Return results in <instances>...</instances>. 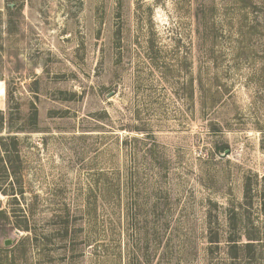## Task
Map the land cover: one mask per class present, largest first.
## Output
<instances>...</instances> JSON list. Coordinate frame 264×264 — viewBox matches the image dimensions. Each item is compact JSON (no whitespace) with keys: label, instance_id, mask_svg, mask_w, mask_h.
I'll return each instance as SVG.
<instances>
[{"label":"rangeland","instance_id":"1","mask_svg":"<svg viewBox=\"0 0 264 264\" xmlns=\"http://www.w3.org/2000/svg\"><path fill=\"white\" fill-rule=\"evenodd\" d=\"M263 229L264 0H0V264H264Z\"/></svg>","mask_w":264,"mask_h":264},{"label":"trees","instance_id":"2","mask_svg":"<svg viewBox=\"0 0 264 264\" xmlns=\"http://www.w3.org/2000/svg\"><path fill=\"white\" fill-rule=\"evenodd\" d=\"M103 177H107V175H103ZM108 180H105L104 184H107ZM106 195V192H105V189H103L101 191V196H103V198L105 197ZM234 228V227H233ZM235 230V228H234ZM264 230V229H263ZM264 234V233H263ZM252 242H263V248H264V237H258L257 238H252L250 239ZM228 252H227V257L230 258L231 261V264H236L237 262H240L241 260V249H248L249 252H253V250L255 249V244H239L240 241L237 240V238L235 239H229L228 241ZM212 243V242H211Z\"/></svg>","mask_w":264,"mask_h":264},{"label":"water","instance_id":"3","mask_svg":"<svg viewBox=\"0 0 264 264\" xmlns=\"http://www.w3.org/2000/svg\"><path fill=\"white\" fill-rule=\"evenodd\" d=\"M11 244V242L7 241L6 242V246H9Z\"/></svg>","mask_w":264,"mask_h":264}]
</instances>
